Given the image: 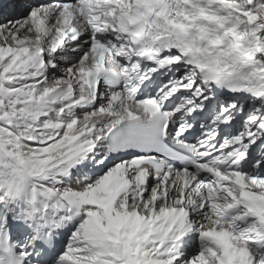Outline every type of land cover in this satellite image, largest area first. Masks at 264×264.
I'll use <instances>...</instances> for the list:
<instances>
[{"label": "snow or ice", "instance_id": "snow-or-ice-1", "mask_svg": "<svg viewBox=\"0 0 264 264\" xmlns=\"http://www.w3.org/2000/svg\"><path fill=\"white\" fill-rule=\"evenodd\" d=\"M0 264H264V0H0Z\"/></svg>", "mask_w": 264, "mask_h": 264}]
</instances>
